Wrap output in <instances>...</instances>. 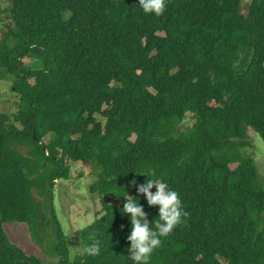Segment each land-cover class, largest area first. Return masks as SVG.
Listing matches in <instances>:
<instances>
[{
  "label": "trees",
  "instance_id": "trees-1",
  "mask_svg": "<svg viewBox=\"0 0 264 264\" xmlns=\"http://www.w3.org/2000/svg\"><path fill=\"white\" fill-rule=\"evenodd\" d=\"M165 4L160 16L138 0H10L0 11V80L17 98L12 116L0 113V264H42L12 223L48 241L56 264H134L122 205L132 196L158 218L136 191L147 179L190 213L148 264H264V179L246 151L250 132L264 141V0ZM72 162L96 173L103 212L79 233L82 250L96 234V257L71 256L56 215Z\"/></svg>",
  "mask_w": 264,
  "mask_h": 264
},
{
  "label": "rangeland",
  "instance_id": "rangeland-1",
  "mask_svg": "<svg viewBox=\"0 0 264 264\" xmlns=\"http://www.w3.org/2000/svg\"><path fill=\"white\" fill-rule=\"evenodd\" d=\"M248 1V0H246ZM10 6V0H0V11L7 9ZM25 63L29 60L25 59ZM11 82L9 80H0V113L12 116L16 112L15 103L17 98L10 94ZM185 124V129L190 127L191 121ZM101 120L100 117H98ZM252 147L246 148V151L252 153L258 165L261 179H264V141L258 136L250 132ZM134 140V137L132 138ZM19 151L25 153L26 149L17 146ZM96 179L95 170L91 165L83 162L71 163V176L69 179H60L56 182L54 191V207L56 215L67 236V243L71 251V256L74 257L81 253L82 245L79 239L81 230L91 225L94 220L101 216L103 206L101 197L91 193V183ZM34 196L40 202H44V198ZM109 203L114 201L109 200ZM12 223L8 227L13 241L27 248L29 252L37 254L42 261V264H56L57 259L53 254L49 253L50 246L48 241L37 242L34 240L28 227L14 226ZM8 226V225H7ZM39 235L43 236L44 232L39 231Z\"/></svg>",
  "mask_w": 264,
  "mask_h": 264
},
{
  "label": "clouds",
  "instance_id": "clouds-1",
  "mask_svg": "<svg viewBox=\"0 0 264 264\" xmlns=\"http://www.w3.org/2000/svg\"><path fill=\"white\" fill-rule=\"evenodd\" d=\"M139 7L144 13L160 16L164 13L165 0H138ZM135 185V181L132 182ZM155 187V193L151 191ZM137 194H142L149 207H158V218L149 223L147 213L137 203V199L127 195L122 210L130 219L131 230L127 236L130 243L128 253L134 264H148L153 251L160 247L162 238L167 237L173 229L180 225L190 213L184 210L179 194L169 186L155 179H147L137 189ZM154 225V226H153ZM91 243L83 248V253L96 257L100 255V241L96 234L89 237Z\"/></svg>",
  "mask_w": 264,
  "mask_h": 264
}]
</instances>
